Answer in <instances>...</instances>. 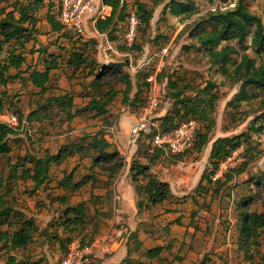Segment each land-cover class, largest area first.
I'll return each instance as SVG.
<instances>
[{
  "label": "rangeland",
  "instance_id": "obj_1",
  "mask_svg": "<svg viewBox=\"0 0 264 264\" xmlns=\"http://www.w3.org/2000/svg\"><path fill=\"white\" fill-rule=\"evenodd\" d=\"M31 1L0 0V19L3 18L2 9L9 11L14 3ZM49 1L44 0L36 12L33 40L22 51L25 65H36L41 69L39 49L55 53L64 60L46 94H41L25 81H15L7 86L4 112L12 114L20 109L24 120L36 109L47 115V111L40 110L39 106L50 95L66 92L74 95V111L83 108L89 100V96H80V93L86 91L82 89V84L87 85L91 77L85 76L84 72L67 79L64 71L60 70L68 69L65 58L72 41L68 33L63 32L60 37L50 31L45 18L46 7L51 5V12L57 17L58 0ZM181 1L192 3L196 13L174 17L164 8L168 0H129L130 5L136 6L139 2L153 11L149 26H139L130 53H126L120 38L116 42L118 45L112 43L108 48L107 38L99 37L90 21L85 23V37L81 39L82 43L89 45L95 63L93 69H97L98 82L104 86L107 113L103 117H95L94 112H84L72 120L60 113L51 119L24 121L23 130L10 138L11 154L0 157V178L5 184L0 194L6 193L7 205L13 212L2 223L0 232L10 236L24 220H31L39 231L33 233L32 242L24 249L10 250L0 242V264H9L8 258L18 262L59 264L66 245L74 239L93 245L87 264H96L95 260L100 259L97 255L102 253L104 258L110 257L117 247L115 244L127 248L125 258L131 259L129 263L121 260L119 264H136L142 261L146 249L154 247H162L160 259L154 264H261L260 258L264 255L262 238H257L255 244L252 240L241 241L237 227L241 211L264 212V132H254L262 123L261 119L257 122L255 119L262 112L260 99L264 92L246 88L248 99L238 103L235 97L242 81L235 83L234 78L226 76V73L233 71L241 54L255 58L258 65L264 53L257 56L255 48L250 46V37L242 48L235 40L228 39L222 45L234 46L238 54L233 55L232 62L224 68L212 65L206 52L196 48L194 38L189 37L190 30L214 7L217 6L219 11L231 9L237 0ZM243 3L246 10L259 17L264 24V0H243ZM122 30H118L119 36H122ZM9 47L10 44L6 45L5 50ZM164 48L167 55L162 59L159 78L157 76L159 108L155 114L162 117L166 113H174L173 94L176 92L180 93V98L197 101L198 111L205 109L203 117L199 113L195 117L201 126L197 139L199 141L203 136L207 143L199 150L195 146L178 157L152 154L149 138L142 134L133 136L130 132L139 111L133 101L137 86L141 90L146 87L144 75L160 65L159 52ZM33 49L34 54L29 52ZM5 56L6 52L1 58ZM43 56L46 57V54ZM115 65L121 66L122 76L131 84L127 96L119 72L113 69ZM211 96L215 100L210 101ZM54 112L48 116H53ZM98 131L103 132L111 144L110 150L118 152L124 162L123 167L112 169V164L103 163L91 168L96 153L88 149L80 155L66 158L61 164L52 165L48 180L41 187L36 188L29 178L22 176V171L31 167L29 157L56 154L64 144ZM240 134H245L246 139L244 165L218 183L209 182L212 143L219 138ZM133 160L147 165L148 173L169 188L162 202L151 204L144 201L139 211L138 202L144 196L135 190L136 184L131 180L129 168ZM16 162L19 166L14 171L12 167ZM72 171L74 182L90 175L95 182L75 191L64 190L59 181ZM8 175L10 179H7ZM202 177V186L197 189ZM144 183L145 180L139 177L137 185ZM63 196L67 200L60 203L57 198ZM247 200L248 205L240 207L239 204ZM80 203L86 207L84 222L77 227L65 228L62 218L65 209ZM7 221H11L10 224L7 225ZM43 230L46 235L40 234ZM135 238L140 242L139 250L134 249Z\"/></svg>",
  "mask_w": 264,
  "mask_h": 264
},
{
  "label": "trees",
  "instance_id": "obj_2",
  "mask_svg": "<svg viewBox=\"0 0 264 264\" xmlns=\"http://www.w3.org/2000/svg\"><path fill=\"white\" fill-rule=\"evenodd\" d=\"M50 0L48 3H51ZM58 0V6H59ZM44 0H32L26 4L14 3L9 11L1 10L3 18L0 19V87L3 88L0 92V115L6 111L7 92L6 86L13 83L16 80L29 81L33 88L39 90L41 94H46L51 86L50 72L57 70L60 67L61 61L64 59L55 53H47L44 49L37 50L38 58L41 59V69H38L36 65L26 66L25 70L22 67L25 65V54L22 51L25 49V45L32 42V31H36L37 17L36 12L42 7ZM104 2L111 6V12L109 16L104 19H97L94 23V29L100 35H104L108 41L115 42L118 45L119 36L118 30L124 31L125 13L124 7L118 4V1L104 0ZM54 4V3H53ZM51 5L47 7L46 22L50 26L51 32L57 34V36H63L62 33L66 32L63 27L57 21L55 14L51 12ZM137 15L139 18V26L142 24L144 27H148L152 18L153 11L147 9V7L139 3L136 5ZM164 8L171 16H191L196 13V8L192 3L184 2L181 0H168ZM195 22V21H194ZM26 24V26H24ZM210 27V31L207 29ZM30 28V29H28ZM139 28V27H138ZM207 28V29H206ZM70 49L67 51L65 58V64L68 67L70 75L68 79L82 75L91 77V80L87 85L82 86L83 91L86 93H80V96H89V100L86 105L81 109L73 110L74 95L70 93H63L61 95H50L46 101L39 106V109L46 110L49 114L53 110V116L45 115V113L38 112V110H32L23 119V113L20 109H16L13 114L18 119L17 127L13 128L0 122V157L11 154L10 138L15 136L19 130H23L22 125L24 121L32 122L34 120H40L42 118L51 119L60 113L66 115V119L72 120L79 114L84 112H94L95 117H103L107 113L108 101L103 96L105 91L104 86L98 82L99 74L93 69L94 60L89 52V45L82 43L81 37H75L71 33ZM190 38H194L196 48L203 49L209 57L212 65L220 66L224 68L227 64L232 62V56L237 55L238 51L234 46L222 45V42L233 39L237 45L242 48L246 39L250 37V46L255 48L257 56L264 53V24L260 18L249 13L243 3V0H237L235 5L231 9L224 11L208 12L205 18L194 23L189 33ZM66 38V37H65ZM58 39V37H57ZM70 41V40H69ZM121 43V42H120ZM10 44L9 50H5L6 45ZM93 46V44H92ZM134 46V45H133ZM189 50V48H187ZM6 52V56L1 58ZM34 54L35 49L29 51ZM46 54V57L43 55ZM42 57V58H41ZM113 69L119 72L120 80L124 83V94L127 96L130 90V82L124 76H122V69L120 65L113 66ZM99 70V69H98ZM224 71V69H221ZM13 71V72H12ZM27 73V78L20 74ZM145 73L144 76H146ZM226 76L233 77L235 83L242 81L239 92L235 97V101L240 103L248 99L246 88H254L264 92V58H260V62L257 65L255 58H249L245 53L241 54L239 63L231 73H226ZM159 78V75H158ZM248 79H253L252 82H244ZM146 86V85H145ZM146 88V87H145ZM141 90L140 86H137V91L134 95L133 101L136 102L135 108L142 106L146 89ZM100 94L101 96H98ZM174 113H166V115L159 117L160 128L162 131H167L174 128L180 122L193 118L198 120L195 115L198 113L200 117L205 115V109L199 110V103L192 101L189 98H180V93L173 94ZM215 100L211 96L210 101ZM210 109L212 108V102ZM260 106L262 108L261 114L255 119L262 120V123L258 124V127L254 129V132H264V96L260 99ZM252 128V127H251ZM200 132V131H199ZM198 132V134H199ZM197 134L195 144L197 150L201 149L203 145L207 143L205 137H200ZM245 134H240L232 138H219L215 140L211 145L209 153V164L212 167L210 174L215 170L217 164L224 160L233 150L240 146H243V158H245ZM149 138V136H146ZM150 144V143H149ZM91 150L96 153V156L91 161V168L98 164L108 163L112 164V169H119L123 167L124 162L119 158V154L115 150L111 149V144L106 140L103 132L98 131L94 134H88L81 136L77 141L68 142L60 147L56 154L45 153L42 157H29L28 161L31 167L22 171V176L29 178L36 188L41 187L49 177V171L54 164H61L66 158L73 155H80L86 150ZM164 154L161 150H152V154ZM181 156V155H179ZM178 157V156H170ZM244 165V161L234 168L233 170L225 173L221 178H225L229 173L239 170ZM19 166L17 162L13 165L12 170H16ZM129 171L131 173V180L136 184L135 190L144 196L138 202V211L142 207V202L146 203H160L164 200L165 195L169 193V188L158 181L150 173H148V166L141 164L137 160H133L130 164ZM141 177L145 180L142 185H137L138 179ZM10 175L7 179H10ZM218 180L215 183L221 181ZM95 179L93 175L88 177L83 176L78 181H73V171L68 175L62 177L59 181V186L67 191L78 190L88 184H93ZM203 177L199 181L197 189L201 188ZM209 182H211L209 177ZM5 187V184L0 178V189ZM6 193L0 194V228L7 217L12 216V208L7 205L5 199ZM60 203L66 202L65 196L57 198ZM240 207L248 205V200L239 204ZM147 205L145 204V207ZM86 217V207L83 203L76 205L75 207H67L63 213V224L65 228L68 226L77 227ZM11 221H7L6 224H10ZM69 228V227H68ZM239 239L241 241H251L252 244L256 243L257 238H262V245L264 248V212L263 213H248L247 210L241 211L238 217ZM39 229L33 224L31 220H24L21 222V226L18 229L10 233V236L0 232V242L2 246L8 247L10 250H20L26 248L32 242L33 233L38 232ZM41 235H46V231H40ZM135 234V233H134ZM133 236L135 237V235ZM57 238V237H55ZM71 242V241H70ZM69 242V243H70ZM66 245L65 252L67 250ZM81 245L84 246L82 241ZM62 245V244H61ZM2 248V247H1ZM135 250L140 249V242L135 238ZM162 251V247H154L144 251L143 258L156 259L159 257ZM128 261V258L123 259ZM9 264H37L36 262H18L13 258H8ZM260 263L264 264V255L260 258ZM136 264H144L143 262H137Z\"/></svg>",
  "mask_w": 264,
  "mask_h": 264
},
{
  "label": "built area",
  "instance_id": "obj_3",
  "mask_svg": "<svg viewBox=\"0 0 264 264\" xmlns=\"http://www.w3.org/2000/svg\"><path fill=\"white\" fill-rule=\"evenodd\" d=\"M118 1L124 7L125 23L121 37V43L130 53L133 49L139 27L137 8L130 5L129 0H109ZM218 7H214L215 11ZM111 6L104 0H60L58 6L57 21L63 29L75 37H85L84 26L90 21L92 27L97 19H104L109 16ZM108 43V48H111ZM160 65L153 72L144 77L146 83V93L142 106L139 107L135 125L130 132L133 136H149V143L152 150H161L166 156H179L190 151L196 140V136L201 129L199 121L193 118L180 122L177 126L167 131H162L155 111L159 108L158 82L157 76L163 66V57L167 55V49H161ZM0 121L13 128L17 127L18 119L15 114L3 112ZM243 146L233 150L224 160L217 164L215 170L210 174L211 183L220 180L225 173L236 168L243 162ZM93 246V245H92ZM92 246H82L78 239L72 240L67 246L64 256L59 264H87L89 256L92 255Z\"/></svg>",
  "mask_w": 264,
  "mask_h": 264
},
{
  "label": "crops",
  "instance_id": "obj_4",
  "mask_svg": "<svg viewBox=\"0 0 264 264\" xmlns=\"http://www.w3.org/2000/svg\"><path fill=\"white\" fill-rule=\"evenodd\" d=\"M46 10H47V7H46ZM47 23V22H46ZM48 24V23H47ZM50 27V26H49ZM92 28H94V27H92ZM50 31H51V29H50ZM94 31H96V30H94ZM98 36L99 37H102V36H104V35H100V34H98ZM108 43H115V42H108ZM26 66H28V65H24V67H22V70H25V67ZM32 67V66H31ZM24 68V69H23ZM57 70H59V69H57ZM57 70H54V71H52V72H50V75H51V85H52V79L55 77V72L57 71ZM60 70H63L64 71V76H66V78L68 79V76L70 75V73H69V70L68 69H60ZM13 72V71H12ZM21 76H23V77H25V78H27V73H23V74H20ZM77 76H78V74H77ZM86 76V75H85ZM16 81H21V80H16ZM25 82H26V84H29V85H31L30 84V82L29 81H26V80H24ZM15 82V81H14ZM9 85V84H8ZM7 85V86H8ZM7 86H6V88H7ZM32 86V85H31ZM82 86H85L84 84H82ZM1 88V87H0ZM6 88H5V90H6ZM2 89L3 88H1V91H2ZM87 91V90H86ZM84 93H86V92H84ZM74 104H75V102H74ZM161 116V115H160ZM120 125H121V123H120ZM117 247L115 248V250H114V252H112L113 254L110 256V257H107V258H104L103 257V255L102 254H99V255H97V257H99L100 259H98V260H95V262H96V264H119L120 263V261L121 260H123L124 258H125V256H126V252H127V248H122L121 247V245L120 244H115ZM105 249L107 248V247H104ZM110 249H112L113 250V247H111ZM149 249V248H148ZM111 250V251H112ZM147 250V249H146ZM102 251V250H101ZM160 256V255H159ZM159 257L158 258H156V259H152V260H149V259H145V258H142V261H139V262H143L144 264H154V262L155 261H159ZM131 259H130V257H129V260L127 261L128 263L129 262H131L130 261ZM126 262V263H127ZM125 263V264H126Z\"/></svg>",
  "mask_w": 264,
  "mask_h": 264
},
{
  "label": "water",
  "instance_id": "obj_5",
  "mask_svg": "<svg viewBox=\"0 0 264 264\" xmlns=\"http://www.w3.org/2000/svg\"><path fill=\"white\" fill-rule=\"evenodd\" d=\"M253 81V79H248L247 81H244V82H252Z\"/></svg>",
  "mask_w": 264,
  "mask_h": 264
}]
</instances>
